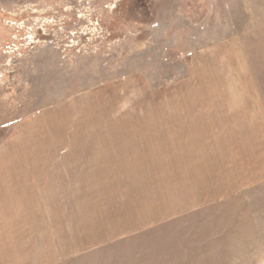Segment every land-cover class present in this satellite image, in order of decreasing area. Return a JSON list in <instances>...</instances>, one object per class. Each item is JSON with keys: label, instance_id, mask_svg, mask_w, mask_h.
Segmentation results:
<instances>
[{"label": "rangeland", "instance_id": "rangeland-1", "mask_svg": "<svg viewBox=\"0 0 264 264\" xmlns=\"http://www.w3.org/2000/svg\"><path fill=\"white\" fill-rule=\"evenodd\" d=\"M11 212L47 264H264V0H0Z\"/></svg>", "mask_w": 264, "mask_h": 264}, {"label": "crops", "instance_id": "crops-1", "mask_svg": "<svg viewBox=\"0 0 264 264\" xmlns=\"http://www.w3.org/2000/svg\"><path fill=\"white\" fill-rule=\"evenodd\" d=\"M228 49V50H227ZM226 52L223 54V59L233 61V56L231 55V49L227 48ZM209 62L203 61L198 63L196 61V64L199 65V68L195 69L193 65V70H192V81L194 80L195 83H198V79L201 77L202 82L199 84H204L208 83L206 82L208 79H211L214 75L217 74L216 69H218V65L221 63V50H217L214 52V54L209 57ZM216 68V69H215ZM131 84V83H130ZM64 115V120L67 121L68 118L67 116L69 115L68 113H63ZM70 118V116H69ZM62 125H66L64 121L61 123ZM67 126V125H66ZM100 155H93L92 159L89 161V164L91 166H98V165H105L107 162L106 161H101L99 162L98 158ZM54 173H56V178L58 177L59 179L62 178V176L59 174V170L54 168ZM27 174V171H25ZM41 172V171H40ZM21 171H14V174L12 176L13 180H9L7 182H4L5 185H3V189L9 188L10 190H22V188H27L29 189V192L27 191L28 194L34 195L35 192L37 193V197H35V201H30L32 203H39L40 196L42 195V190L45 186L44 183H42V177L45 176L47 179H49L50 171H47L45 174L43 173L42 175H38L36 181H30L29 177L26 176V179L20 180L21 176L24 175H19ZM28 175V174H27ZM63 178H64V173H63ZM11 179V178H10ZM23 183H27L26 186L23 185ZM42 184L44 186H42ZM54 186V184H53ZM17 193V192H15ZM5 194V193H4ZM7 194V193H6ZM17 194H21V192H18ZM33 207V206H32ZM32 209V208H31ZM32 217V216H31ZM19 219L18 216H14V213H6V214H0V264H47L46 260L44 258H39L37 261H35L32 256L29 257V250L28 248H25L24 246H21L18 244V239L14 234L13 229V221ZM23 219V217H22ZM15 227L16 224H15ZM15 237V238H14ZM46 258H49L46 256ZM58 264H67L65 261H59Z\"/></svg>", "mask_w": 264, "mask_h": 264}]
</instances>
